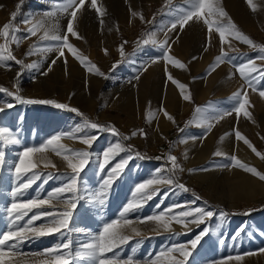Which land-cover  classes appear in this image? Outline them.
Masks as SVG:
<instances>
[{
	"label": "rangeland",
	"instance_id": "374dc122",
	"mask_svg": "<svg viewBox=\"0 0 264 264\" xmlns=\"http://www.w3.org/2000/svg\"><path fill=\"white\" fill-rule=\"evenodd\" d=\"M35 1L37 0H0V27L11 22L17 29L15 32L17 38L28 36L27 30L42 20L41 10L36 8L34 17L26 23V14ZM118 1L123 2L124 9L120 10L115 20L111 21L110 31H105V34H97L94 31L96 33L94 34L92 29H86L85 32H77L79 38L69 36V42L78 50V55L86 58L85 64L76 59L66 48L64 56H60L55 46L54 48L47 46L45 42L47 40L40 39L44 32L42 28L38 29L35 36L19 39L18 46L16 43H9V47L17 59L22 60L24 64L34 62L38 65L36 70L40 73L33 76L34 69L29 70L17 65L14 61H8L7 63L11 65L10 68L0 67V87L15 92L16 86H18L19 94L25 98L54 100L57 103L67 104L70 108H77L79 113L83 114L60 109L50 104H23L16 101L14 96L0 92V109H2L0 110V128L8 129L9 133L19 140L17 144L6 145L0 142V149L4 144L9 148L7 155L3 152V161L0 162V225H2L5 216L17 215L16 212H9L13 203L47 200L49 193H53L55 196L51 199L50 204L44 205L40 209L31 211L21 209L20 211L27 212V215L15 225L13 224L10 229H1L0 234L28 226L26 222L41 211L54 213L64 211L69 199L74 200L77 205L75 209H71L72 216L67 228L61 229L60 233L46 236H36L29 232L28 238L17 246V255H22V257L15 255L11 261L17 262V264L25 261L30 264L36 257H42L44 260H49L52 257L51 259L54 260V255L46 253L45 250L69 241H71L70 251L74 255L75 252L82 250V245L93 242L105 224L118 221L120 225H124V221L127 220L131 221L130 225L133 224L132 222L134 224L141 221V223H147L149 229L147 233L138 230L141 234L137 236L132 229L128 230L130 225L118 227L117 230L130 239L115 248L113 253H108L109 257L115 253L121 261L132 257L135 264H152L153 261L155 264H170L172 256L184 259L178 252H169L175 246L183 245L185 250L190 252L185 264H264V207L257 211L251 210L257 204L262 205L264 198L261 201L253 202L231 193L236 186L242 181L245 182L252 174L232 166L231 156L226 154L221 157L222 162L219 164L213 160L205 165H194V161H186L181 138L191 131L193 121L204 120L202 118L205 116L199 117L201 112L199 101L193 100L190 112L175 122L170 135L159 142L152 139L155 130L164 124L166 119L163 114L164 110L170 115L177 110V107L169 102L167 91L172 88L180 90V88L168 79L169 75L184 84L187 89L209 85L214 77L218 80L216 83L221 82L223 78L222 81H225V78L230 80L228 93L217 95L216 101L219 109L223 112L226 111L223 115H237L234 110L238 106L237 98L234 97V93L237 92L247 93L253 110L256 111L258 105L261 106V104L262 109L259 107V110H263L264 97L260 96L259 92L264 90V79H261L258 73H253L249 77L251 80V84H249V81L245 80L238 70L239 65L250 59L255 60L258 66L264 65V60L258 58L261 53L258 49L254 50L251 46L243 45L238 40L236 41L238 44L235 43L232 47L223 45V51L226 53L224 61L212 71L210 66L215 63V58L221 55V44L220 48L217 47V51L212 50L209 44H206V48H204L207 50L200 49L193 61L189 57L187 49L183 51L174 43L168 42L171 46L168 49V55L179 59L185 65L183 69L177 68L163 58L166 48H162L160 45L164 40L160 34L156 36L154 28L160 20H164L162 28L172 26L182 10L188 7L185 0H140L135 8L127 0ZM234 1L238 20L242 16L241 18L244 17V19L252 21L257 9L253 11L246 0ZM258 2L264 6V0H253L254 4ZM220 5L224 7L225 2L220 0ZM169 9L172 12L165 17L164 15ZM13 12H16L14 20L11 19ZM133 13L137 15H133ZM213 19L216 18L213 17ZM185 26L186 31H193L192 36L194 37L189 38L192 44L199 38L207 39L205 36L208 33V27L202 20L191 21ZM260 26L258 30L251 31H246L241 25L237 27L254 43L264 44V19ZM2 43H4V39L0 37V44ZM121 46L124 49L123 56L119 50ZM46 48L52 50L45 51ZM230 48L234 50H229ZM30 50H32V54L29 55ZM53 60H55V64L52 63ZM86 65H95V68H98L103 75L96 74L95 69L89 71ZM49 67H51L50 71ZM43 72H47V75H43ZM227 72L228 74L233 73L234 76L228 75ZM112 79L114 80L112 81ZM142 81H146L149 85L145 92L146 96L143 97L144 103L131 110V113L125 114L111 105L112 100L119 97V90L115 89L117 86L131 87L133 85V92H136V85ZM157 88H159V95L156 93ZM80 90H82L81 93ZM154 90L155 92H153ZM89 91L95 92L93 102L86 104L73 100L77 93L85 98ZM155 93L157 99L154 102L151 98ZM209 105L204 109L206 113H209ZM197 109L200 111L197 112ZM150 113L154 114L151 119L149 118ZM84 116L91 122L114 126L119 135H113L110 130H96L87 127L84 123ZM140 129H143V134L139 132ZM193 129L188 141L189 145L194 140L195 144L197 140L205 139L206 134L200 133L194 127ZM133 132L137 134L132 136ZM55 136L60 137L57 144L47 145V151L32 155L31 160L36 164V167L28 172L18 173L16 171L21 153L26 148L43 147L49 139ZM93 136L96 138L92 141L91 146L83 144L80 140V138ZM260 136L263 143L258 145V151L264 154V130L261 131ZM124 137H128V139ZM116 144H120L124 150L119 151L118 155L105 164L104 152ZM60 145L64 147L61 148ZM128 145H136L144 152L153 154L159 159H148L137 155L136 152L129 150ZM75 151L89 153V162L77 178L78 191L56 194L55 190L68 184L70 177L74 175L68 167L67 161L63 159V155H72V152ZM0 152L2 151L0 150ZM57 152L60 155H57ZM35 155H41L44 162L34 159ZM169 155L177 157V163L183 171L179 169H175L173 172L169 171L172 167L168 160ZM49 160L55 167L45 166ZM122 160H127V163L118 175L112 176L111 185L104 187L103 181L109 178L111 169ZM241 161L264 173V166L259 167L253 163L248 162V164L245 160ZM101 164H104L103 169L100 167ZM213 166L217 168L218 172L215 173L213 183L207 187L208 182L204 184L197 174L200 170L210 169ZM189 169H196V171L190 172ZM86 177L89 180L88 188L83 187ZM159 178H172L174 181L184 184L188 191L180 189L176 183L171 185L154 184L144 190L151 194L152 198L141 199L143 193L137 191L138 187L141 184H146L149 180ZM29 180L32 181L31 185L22 188L21 185L28 183ZM262 183L264 181L258 178L255 185L260 187ZM154 189H158V193L152 194ZM13 192H15V199L14 197L11 199ZM101 193L103 194L101 195ZM186 194L196 197L194 201H198L201 208L212 211L214 215L204 217V223L190 222L193 217H179L187 225L186 227L184 224L176 223L173 220L176 213L195 209L192 204L183 199ZM101 201L103 202L101 203ZM130 203H139L141 206L122 216L123 209ZM218 205L225 206L232 212H228ZM169 209L172 211L169 212ZM221 213H227V215ZM160 214L165 215V222L170 224V228L166 229L163 224L146 219ZM51 219L52 217H41V219L33 221L29 227H40ZM205 229L207 232H204ZM201 233L204 234L201 235ZM155 235L157 236L154 238ZM197 236L201 238L193 248L191 241L195 240ZM144 239L146 242L143 241ZM9 243H14V241ZM68 251L69 249H60L62 254ZM45 255L47 258L43 257ZM230 256H240L242 259L229 260ZM69 258L71 259V257ZM72 264H96V262L75 259Z\"/></svg>",
	"mask_w": 264,
	"mask_h": 264
},
{
	"label": "snow or ice",
	"instance_id": "6c2138e0",
	"mask_svg": "<svg viewBox=\"0 0 264 264\" xmlns=\"http://www.w3.org/2000/svg\"><path fill=\"white\" fill-rule=\"evenodd\" d=\"M249 7L256 11L257 6L253 3V0H246ZM185 3L188 5L187 8L182 10V13L178 16V19L172 24V29H176L177 25L179 26L180 30H183L185 25H187L191 21H203L205 25L208 27L209 32V43L211 42V37L213 31L219 35L220 41H221V55L217 56L215 58V63L210 66V70L214 71L216 67L219 66L220 63L224 61V57L226 53L223 51V45L229 44L231 46V41L229 40V37L236 39L246 45L251 46L254 50H259V53L261 55L258 56L260 60H264V44H256L254 41L247 35H245L242 31L239 30L237 25L231 20V18L228 16V13L225 11V9L220 5V0H185ZM85 6V0H66V3H64L60 8L58 9L61 12L68 13L70 15V19L67 24V33H70L72 36L78 37V33L74 30V22L77 19V13ZM91 6L93 8H96L97 12L103 15V12L100 8L96 7V0H91ZM71 11L69 12V10ZM47 16H54L55 13H47ZM133 15H137L136 13H133ZM16 17V12L11 13V19L14 20ZM215 17L216 19H213ZM141 19L143 17L141 16ZM27 22V21H26ZM44 27V21L41 20L37 22L35 25H33L31 28H29L28 36H35L37 35V31L40 28ZM17 29L15 28L14 24L11 22L5 23L2 27H0V37L4 39V43L0 44V67L10 68L11 65L8 64V61H14L17 65H21L23 68L26 69H38V65L35 63L32 64H24V62L20 59H17L15 55H13L11 48L9 47V43L13 42L16 43L17 46L19 44V39H27L28 36L17 38L15 35V32ZM79 38V37H78ZM41 40H52L59 42L56 45V50L59 51L60 56H64V49H68L73 56L80 60L82 64H85L86 58L78 55V50L69 42V36L67 34L60 35L59 34V28L57 26H54L51 29L45 28L43 35L40 37ZM154 42V41H153ZM145 43H148V41H145ZM162 48H166L164 59L176 66L177 68L183 69L185 68V65L179 60L171 55H168V49H170V45L167 41H164L160 45ZM51 48H46L45 51H51ZM120 53L121 56L124 55V49L123 46L120 47ZM207 50V49H205ZM107 52V50H105ZM29 55L32 54V50L28 53ZM53 64H55V60L52 61ZM66 63V61H65ZM88 67L89 71H92L95 69L96 74L103 75L99 71L98 68H95V65H86ZM264 65L258 66L255 62V60L250 59L246 61L245 63L239 65V72L241 76L249 81V84H251V80H249V77L252 76L253 73H258L259 77L261 79H264ZM51 70V67L48 69ZM43 75H47V72H43ZM19 75V74H18ZM254 78V77H253ZM138 79V77H137ZM169 80H172L174 84H176L180 90L181 94L184 100L190 101L191 95L185 94L184 89L185 85L180 83L179 81H176L173 79L171 75L168 76ZM256 90V89H253ZM0 92H6L10 96H14L15 100L23 103V104H50L54 105L57 108L60 109H68L72 112H76L80 115H83L82 113H79V110L77 108H70L69 105L63 104V103H57L54 100L50 99H32V98H25L22 95H20V88L16 86V91L11 92L7 88L0 87ZM260 96L264 97V90H261L259 92ZM234 97L237 98V104L238 106L234 109L237 116H239L241 113H243L244 116L251 119V113L246 110V105H250V101L247 97V93H234ZM11 107L12 105H8ZM2 110V109H0ZM200 109H197V112H199ZM164 116L168 120H174V118L166 111L164 110ZM154 114H149V118L151 119ZM220 119L223 118V116L219 117ZM84 123L87 127H90L91 129L96 130H110L113 135H119L117 129L114 126H105L101 125L96 122H91L86 116H84ZM209 130L211 129V124L208 125ZM139 132L143 134V129H140ZM8 135H5V134ZM137 133L133 132L132 136H135ZM236 138L238 140H242L249 148L252 149L255 154L260 157L262 160H264V154L258 152L255 147L251 144V142L245 138L239 131L235 133ZM96 137H90V138H80L81 142L85 145L91 146L92 141ZM125 139H128V137H124ZM60 140L59 136L52 137L46 142V145L43 147L38 148H26L21 153L20 163L16 168V171L19 172H28L32 168L36 167V164L32 162L31 157L34 153H42L47 151V145H54L57 144ZM0 142H3L5 144H17L19 143V140L16 139L14 136H12L9 133L8 129L0 128ZM61 148H63V145H60ZM124 149L121 147L120 144H116L115 146L110 147L107 151L104 152V160L105 164H107L110 159L114 158L116 155L119 154V151H123ZM129 150H131V146H129ZM71 151V150H68ZM3 152H0V162L3 161ZM57 155H60L59 152H57ZM139 155V153H137ZM215 155L220 156L223 155L220 151H217ZM89 153L87 151H75L72 152V155H63V159L67 161L68 167L72 170V173L74 174L69 179V183L66 184L64 187L56 189V194H62L64 192L68 193H75L78 191L77 188V178L79 177L80 172L84 169V167L88 164L89 160ZM159 159V157H157ZM168 160L171 163V168L169 169L170 172H173L175 169H179L180 171H183L182 168H180V165L177 163V157L174 155H169ZM230 160L232 161V166L239 167L243 169L246 172L251 173L253 176L258 177L261 181H264V173H261L258 171L255 167H251L247 165L246 163L239 160L235 155L230 157ZM127 163V160H122L120 163H117L112 169L109 174V178L105 179L103 181L104 187H108L112 183V176L118 175L119 172L123 169L124 165ZM51 165L52 167H55L54 164L49 160L45 166ZM100 167L103 169L104 164H101ZM190 172L196 171V169H189ZM32 181L29 180L28 183L21 185L22 188H27L31 185ZM173 183H176V186L180 189H183L184 191H188L186 186L184 184H180L176 181H174L172 178H159V179H153L146 182V184H141L137 191L142 192L143 195L141 199H144L145 197L147 199H151L152 195L148 194L146 189H148L151 185L154 184H168L171 185ZM19 191V189H18ZM158 189H154L152 194L158 193ZM103 193H101L102 195ZM49 199H39V200H30L27 203H13L11 208L9 209V212H16V219L21 220L25 215H27V212H21V209H27L31 211L32 209H40L42 206L50 204L51 199L55 198L53 193H49ZM199 199V197H197ZM103 201H101L102 203ZM76 202L74 200L69 199L66 202L65 210L62 212H52V211H41L39 214H34L28 221L27 225L24 227H19L15 231H8L3 234H0V264H11V259L13 256L17 254V246L23 242V240L27 239V234L31 232L32 234L36 236H46L53 233H60L61 229L67 228L69 225V220L72 216L71 209L76 208ZM141 205L139 203H130L127 207L123 209V212L121 215L134 210L135 208L140 207ZM179 207V206H177ZM169 212L172 210L169 209ZM222 215H227V213H221ZM214 213L212 211H206L204 208H195L192 210H184L176 213L173 216V220H175L176 223L184 224L186 227L187 225L184 223L182 219H179V217H193L192 223H204V217H212ZM41 217H52V219L44 225H41L40 227H29L32 225L33 221L41 219ZM150 221H157L158 223L163 224V226L168 229L170 228V224L165 222L166 217L164 214L160 215H153L146 218ZM131 221H124V225H120L118 221H113L111 223L105 224L103 226V230L99 233V235L94 239L93 242L82 245V250L73 253L70 251L71 248V241L67 243H62L59 245H56L54 248H50L45 250L46 253L54 255V260H42L40 261V264H72V261L75 259H84V260H90L95 261L96 264H135L132 257H128L127 259L121 261L114 253L112 257L108 256V253H113L114 249L119 247V245L125 243L127 240L130 239V237L123 235L121 232H119L117 229L118 227H122L125 225H130ZM132 231L136 233L137 236H139L141 233L136 229L132 228ZM204 232H207V229L204 230ZM204 233H201L203 235ZM200 236H197L195 240L191 241L192 247L195 248L197 242L200 240ZM10 241H14V243H9ZM60 249H69L67 253H61ZM178 252L180 256L184 257V259H179L176 256H172L170 259V264H185V261L187 260V257L190 255V252L185 250L183 245H177L173 249H170L169 252ZM163 255V253H161ZM71 257V259L69 258ZM7 258V259H6ZM229 260L236 259L240 260L242 257L236 256V257H228ZM152 264H155V261L152 262Z\"/></svg>",
	"mask_w": 264,
	"mask_h": 264
},
{
	"label": "bare ground",
	"instance_id": "6f19581e",
	"mask_svg": "<svg viewBox=\"0 0 264 264\" xmlns=\"http://www.w3.org/2000/svg\"><path fill=\"white\" fill-rule=\"evenodd\" d=\"M127 1L130 3V5H132L133 8H135V6L138 4V2L140 0H127ZM146 1H151V0H146ZM169 1H172V0H169ZM223 1L225 2V6L223 5L224 6L223 8L228 13V16L231 18V20L237 26L241 25L246 31L259 29L260 23L264 19V6H262L259 2L255 4L257 6V13L255 14L253 20L248 21V20L244 19V17L241 18L242 17L241 15H240L241 17L239 16L240 18L238 20V18H237L238 14L235 11L236 4H235L234 0H223ZM64 3H66V0H37V1L33 2L30 6L29 11L26 14V17H25V19L27 21L26 23H28V20H31L34 17V13H35L36 8H39L42 12L41 18L44 21V27L42 28L43 31L45 30V28L51 29L54 26H57L59 28V34L60 35L67 34L68 36H71L70 33H67V24H68V21L70 19V15L68 13L61 12L58 10L60 8V6H62ZM122 3L123 2L118 1V0H96V7L100 8L101 11L103 12V15H101L100 13L97 12L96 8H93L91 6V0H85V6L77 13V19L74 22V30L76 32H78V31L85 32L86 29H92V31L93 32L95 31L97 34L98 33H104L105 31H107V32L110 31L112 28V24H111L112 22L111 21L113 19L115 20V18L117 17V14H119L118 12L120 10L124 9L123 8L124 4H122ZM137 8H139V7H137ZM70 11H71V9L69 10V12ZM53 12L55 13L54 16H47L46 15L47 13H53ZM171 12L172 11L169 9L165 13L164 16L166 17V16L170 15ZM163 22H164V20L163 21L160 20L157 23V25L155 26L154 32L156 33V36H158L160 34L162 37V40L167 41L169 43H174L175 46H178V48L182 49L183 51H186V49H187V52L189 53V57H191V59L193 61H195L194 56H196L197 52L200 49L204 50L206 48L205 47L206 44H209L211 49L216 50V51H217V47H219V45L221 44L219 35L217 33H215V31H213V33H212L210 43H209V32L207 31L208 33L205 36V37H207V39L203 38V40H201L202 38L197 37L199 39L194 44H192V42L189 41V38L193 34L192 30H187L188 31L187 32L186 26L184 27L183 30H180L178 25H177L176 29H172V26H169L167 28H162ZM95 32H94V34H96ZM257 33H258V31H257ZM192 37H194V36H192ZM192 37H191V39H192ZM200 37H204V36H200ZM229 40L231 41V46H229V44H224V46L232 47L235 45V43H237L236 42L237 40L233 39L231 37H229ZM193 41H194V39H193ZM45 42H46L47 46H53V48H54V46L56 47V45L59 43L57 41H52V40H47ZM240 43H242V42H240ZM243 45H246V44L243 43ZM232 49L233 48H230L229 50H232ZM210 54H211V52H210ZM39 73L40 72L37 71L36 69H34V71H32L33 76H37ZM227 74H228V72H227ZM232 74H228V75H232ZM232 76H234V75H232ZM227 79H228V77H227ZM113 80L114 79H112V81ZM222 80H221V82L219 81L218 83H216L218 80H216V78L214 77L210 81L209 85L208 84L205 86L200 85V87L196 86V87L191 88V89L185 88L184 89L185 94L190 93V95H191L190 101H186L183 99L182 94H181V90H178L176 88L169 89L167 91V96H168L169 102L172 103L173 105H175V107H177V110H175L173 113H171V116L174 118V120L170 121L166 118L164 121V124H162V126L158 127L155 130L154 135L152 136V139L155 142H159V141H162L166 136L170 135L171 129L175 125V122L180 120L184 116H186V114H188L190 112V109L192 108L193 100H197V101H199L200 108H201V112L199 114L200 115L199 117H202V116H205V117L202 118L204 120H202L201 122L193 121L191 131L187 132L181 138V142H182V145H183L185 153H186V161L187 160L194 161V163H195L194 165H205L206 163H209V161L213 160V161H216L217 164H219L222 162L221 157H223V155L226 154L229 156L235 155L238 159L245 160L247 163L249 162L250 164L253 163L259 167L260 166L263 167L264 166V160H262L260 157H258L255 154V152H253L252 149L249 148L242 140H238L236 138L235 133L237 131H239L241 133V135H243L245 138H247L251 142V144L255 147V149L258 151V145L263 143V140H262V138H260L261 137L260 135H261V131L264 130V106H263V110H261L262 104H261V106L258 105L259 102L256 100L255 101L258 103L257 105L261 108L260 109L261 111L259 110V107H258V109L256 108L257 109L256 111L253 110L254 108H253L251 103H250L251 105H246V110L251 113V119L244 116L243 113H241L239 116L233 115V114L230 116L228 114L223 115L224 113H226V111L223 112L222 110L219 109L217 101H216L217 95L223 94L225 92L228 93V91H227V90H229L228 85L231 82H230V80L229 81L226 80V78H225V81H222ZM117 81L120 82L119 80H117ZM147 86L149 87V85H147L146 81L140 82L139 85H136V87H137L136 92H133V90H134L133 85L131 87H125V86H120V85L117 86L115 89H117L116 91L119 90V97L112 100L111 105H113L115 107V109L121 111L122 113L124 112L123 114L129 113L131 110H133L134 108H137L142 103H144L143 97L146 96L145 92H146ZM229 88H231V87H229ZM81 91L82 90H80L79 92L81 93ZM153 92H155V90ZM94 93H95L94 91H89L88 93H86L87 96L85 95L86 96L85 98L82 97L79 93H77V95H74L75 97L73 98V100L75 102H78V103H80V102L86 103V104L91 103L94 100ZM156 93L159 95V93H160L159 88L156 89ZM156 93L151 98V100L154 102L157 99ZM251 100H252V98H251ZM208 104H210L209 105V113H206L204 109H206V107H208L207 106ZM85 108H87V107H85ZM221 116H223L222 119L219 118ZM199 117H198V119H199ZM209 124H211L210 130L208 128ZM193 127L196 128L197 131H200V133L206 134V135L204 137L205 138L204 140H197L195 142V144H194V141H195L194 140L193 143H191L189 145L188 141H189V139L192 135V132L194 130ZM14 134H15V132H14ZM6 145L5 144L1 145L0 150L2 152H5L7 155V153H9L8 152L9 148ZM217 151H220L221 153H223V155H220V156L215 155V153ZM258 152H260V151H258ZM40 156L41 155H35L34 159L36 158L37 161H39V162L43 161L44 162V159H42V157H40ZM46 164H47V162H46ZM189 166H191V165H189ZM217 172H218L217 168L215 166H213L210 169L200 170L198 172L197 176L200 177V179L202 180V182L204 184H207L205 182H208V185H207V187H208L213 183V180L216 176L215 173H217ZM257 179L258 178L256 176L250 175V177L245 182L242 181L238 186H236L231 191L232 195H236L239 198H244V199H247V200H250L253 202L261 201L264 198V183L260 184V187L256 186L255 184L257 182ZM83 182H84L83 187L84 188L87 187V185L89 183L88 177H86ZM13 186H14V184H13ZM84 192H85V189H84ZM14 194H15V192H13L11 194V199L13 197L15 199ZM195 198L196 197L190 196L189 194H186V197L183 196V199L186 200V202H189L190 204H192L193 208L194 207L195 208H201L200 207L201 205L199 204V202L194 201ZM19 221L20 220L16 219V216H12V217L5 216V218L3 219L2 225H0V230L1 229L8 230L11 228V226H13V224L15 225ZM141 222L135 223V224H134V222H132L133 224L129 226L128 230L132 229V228H136L137 230H141V231L147 233V230L149 229V225L147 223H141ZM157 228H159V227L157 226ZM161 231H159V232H161ZM156 236L157 235H155L154 238ZM143 241H145V239ZM140 242H142V241H140ZM17 256H19V255L16 254V257ZM19 257H22V255ZM43 257L47 258L46 255ZM51 258H49V260H52ZM29 259H31V258H29ZM42 260H44L42 257L41 258L36 257V259L33 262H31L30 264H40V261H42ZM11 264H17V262L11 261ZM19 264H27V263L25 261H21V262H19Z\"/></svg>",
	"mask_w": 264,
	"mask_h": 264
},
{
	"label": "trees",
	"instance_id": "16d2710c",
	"mask_svg": "<svg viewBox=\"0 0 264 264\" xmlns=\"http://www.w3.org/2000/svg\"><path fill=\"white\" fill-rule=\"evenodd\" d=\"M128 146H131V150L132 151H134V152H136V153H139V155H141V156H143V157H145V158H148V159H156L157 157H155L153 154H150V153H146V152H144V150H141L138 146H136V145H128ZM219 207H221V208H223V209H225L226 211H228V212H232V210H230V209H228L227 207H225V206H222V205H218ZM264 207V203L262 204V205H260V204H257V205H255V206H253L252 208H251V210L252 211H257V210H259V209H261V208H263ZM239 213H243V212H239Z\"/></svg>",
	"mask_w": 264,
	"mask_h": 264
}]
</instances>
